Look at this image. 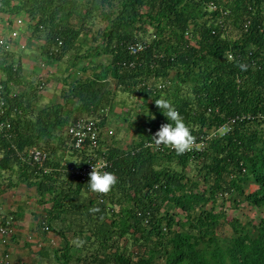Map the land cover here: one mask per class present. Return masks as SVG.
<instances>
[{
  "label": "trees",
  "instance_id": "obj_1",
  "mask_svg": "<svg viewBox=\"0 0 264 264\" xmlns=\"http://www.w3.org/2000/svg\"><path fill=\"white\" fill-rule=\"evenodd\" d=\"M24 29L67 75L58 101L45 103L21 53L0 46L12 125L0 136V179L36 187L49 204L48 230L63 242L55 264H264V0H0V37ZM119 92L154 114L145 136L76 150L70 126L94 118L103 129ZM154 97L176 106L196 140L244 119L201 152L161 151L147 146L168 122ZM67 140L81 163L62 162ZM32 149L48 154L46 167L28 160ZM101 158L117 177L107 193L64 166ZM228 203L257 217L229 220Z\"/></svg>",
  "mask_w": 264,
  "mask_h": 264
},
{
  "label": "built area",
  "instance_id": "obj_2",
  "mask_svg": "<svg viewBox=\"0 0 264 264\" xmlns=\"http://www.w3.org/2000/svg\"><path fill=\"white\" fill-rule=\"evenodd\" d=\"M216 5L212 2L210 3V9H215ZM22 22H18L19 24H23V20H19ZM0 46L6 48L7 50H19L23 51L27 47L26 38L20 34L18 31L13 32L10 36V40H5L0 37ZM147 48L146 44L140 43L132 47V53L138 54L143 52ZM8 113V102L6 97V88L5 85L0 82V136H4L9 138L11 136L12 125L7 118ZM244 117H236L230 119L227 123L220 126L219 129L212 131L211 134H207L202 136L200 140L194 139L192 146L183 152V154H192L194 152H201L207 145V142L213 138L221 136V134L229 131L232 125L236 124ZM108 134L113 135V131H109ZM68 135L70 137V141H72L73 147L82 152L84 150L85 145L89 144V151L94 152L99 148L100 145V135H103V129L99 126V120L94 118H83L76 120L69 128ZM156 146L158 149L163 151V148H167L170 151L175 150L170 146L157 145L156 143H149L147 146ZM48 154L42 149H32L29 153L28 160L33 165H38L41 168L46 167L49 162ZM92 164H103L105 167L103 170L108 171L111 168V162L106 158H101L99 160H91L89 159L85 165H77V164H69L64 165L67 168L68 172L71 176L77 178L81 183H87L89 180V174L93 170ZM45 230H48L45 227ZM16 226L12 217L6 216L2 209L0 208V264H14L11 253V243L12 238L15 234Z\"/></svg>",
  "mask_w": 264,
  "mask_h": 264
},
{
  "label": "crops",
  "instance_id": "obj_3",
  "mask_svg": "<svg viewBox=\"0 0 264 264\" xmlns=\"http://www.w3.org/2000/svg\"><path fill=\"white\" fill-rule=\"evenodd\" d=\"M41 66L43 68L45 65L41 64ZM43 70L44 73L42 75H46L50 71L54 72V69H49L48 66H46V69L43 68ZM42 75L40 78L46 85ZM52 75L54 76L55 74ZM46 94L47 92L42 93L43 96L48 98L46 102L44 101L45 103L51 104L54 101H58L54 99L55 95L49 97ZM115 111L118 114L125 112L121 111V109L119 110V108H115ZM111 117L113 118V116ZM109 121L108 124L111 123ZM105 130L109 131L110 129L105 127ZM104 136L107 137L108 135L105 134ZM67 141L68 143L63 145V149L59 154L62 156V162L81 163L85 157L81 154H76L69 146V140ZM8 187L9 180L2 182L0 179V208L6 216L13 218L16 226L11 243L14 264H55L52 260L53 254L51 250L63 246V242L60 237L49 230H45V227L48 228L46 210L49 209V204L45 206L40 204L36 187L28 186L21 182L19 185L13 186V188Z\"/></svg>",
  "mask_w": 264,
  "mask_h": 264
},
{
  "label": "rangeland",
  "instance_id": "obj_4",
  "mask_svg": "<svg viewBox=\"0 0 264 264\" xmlns=\"http://www.w3.org/2000/svg\"><path fill=\"white\" fill-rule=\"evenodd\" d=\"M22 22V21H18ZM20 33H22L23 36L28 37L27 31L20 30ZM233 37L236 36L235 32H232ZM10 36V33L7 32L6 38ZM147 42L151 41L152 39L145 38ZM27 47L23 51H17L21 53L24 63V68L32 69V72L39 77L37 80L40 82H43L40 78L41 75L44 73L43 68L46 69V66H48L49 69H54V72L50 71V76L48 75H42L46 81V85L43 88L42 93H46V95L53 96L55 95V100H58L61 95V91L65 86V83H63V77L66 75L64 72H61V70L66 68L65 63H56L50 61L46 56H43L40 44L36 41L28 42L26 40ZM19 50V48L17 49ZM41 64H44L45 66L42 68ZM55 71H57L55 73ZM29 73V72H27ZM57 74L61 78V80H58L55 76L52 75ZM62 74V76L60 75ZM64 74V75H63ZM48 76V77H47ZM34 76H32V79ZM61 85V86H60ZM60 86V87H59ZM63 87V88H62ZM43 97V101L46 102L47 96H41ZM118 100L116 99L114 101V109L113 113L110 112V109H107L106 113L108 114L107 123L104 125V132L103 134L107 135V131L105 130V127L113 130L114 136L113 137H105L103 136L102 143H100V147L102 150H106L107 147L111 146H118L120 148L124 147H130L132 143L138 142L141 137H144L147 130V120L151 119L150 110L149 107L146 104L137 103L135 98H131V95L125 92H119L118 93ZM52 102V101H51ZM137 103V104H136ZM142 105V106H141ZM141 106V107H140ZM115 108L121 109V111H125L122 114H118L115 111ZM109 111V112H108ZM113 116V118L111 117ZM112 120V121H109ZM108 121L111 122L108 124ZM108 126V127H107ZM212 133V132H211ZM209 133V134H211ZM223 135V134H221ZM254 189V187H252ZM226 210L228 214V219H232L234 217L241 218L243 221H247L249 219L256 218V212L255 210H252V208L248 205L242 209H236L231 206V204L226 205Z\"/></svg>",
  "mask_w": 264,
  "mask_h": 264
},
{
  "label": "clouds",
  "instance_id": "obj_5",
  "mask_svg": "<svg viewBox=\"0 0 264 264\" xmlns=\"http://www.w3.org/2000/svg\"><path fill=\"white\" fill-rule=\"evenodd\" d=\"M240 67L244 69L246 66L241 64ZM154 99L155 104L168 120V122L162 124L152 136L155 143L157 145L170 146L177 153L182 154L192 146L195 139L189 125L185 122L182 114L169 99L164 97H154ZM151 115L154 116V114ZM109 131H107L108 137H113L114 132L113 135L110 136L108 134ZM98 149H100V145ZM92 153H96V151H89L88 156ZM104 167L103 164H92L93 170L90 172V178L87 182L88 187L92 192L107 193L117 183L116 175L113 172L103 170Z\"/></svg>",
  "mask_w": 264,
  "mask_h": 264
}]
</instances>
